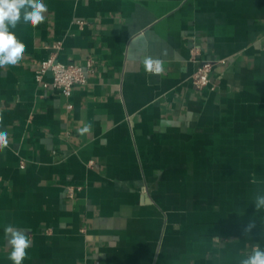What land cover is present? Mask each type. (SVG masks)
<instances>
[{
	"label": "crops",
	"instance_id": "1",
	"mask_svg": "<svg viewBox=\"0 0 264 264\" xmlns=\"http://www.w3.org/2000/svg\"><path fill=\"white\" fill-rule=\"evenodd\" d=\"M44 2L0 68V264L7 224L32 241L23 264H239L264 247V0ZM194 47L213 63L202 90ZM52 53L91 65L69 97L35 80Z\"/></svg>",
	"mask_w": 264,
	"mask_h": 264
},
{
	"label": "clouds",
	"instance_id": "2",
	"mask_svg": "<svg viewBox=\"0 0 264 264\" xmlns=\"http://www.w3.org/2000/svg\"><path fill=\"white\" fill-rule=\"evenodd\" d=\"M48 9L44 0H0V68L16 66L24 58L26 45L17 39L14 31L16 26L23 22L36 27L45 20ZM146 72L160 74L164 71L162 61L146 57L143 60ZM91 126L86 125L79 129L81 135L90 133ZM9 144L8 133L0 130V151L7 148ZM257 211L264 210V193H258L253 199ZM255 228V222L250 220L243 231L250 233ZM4 234L8 246L11 248L8 259L12 264H23L27 256V249L32 241L26 230L7 224ZM239 264H264V247L252 244L239 260Z\"/></svg>",
	"mask_w": 264,
	"mask_h": 264
},
{
	"label": "built area",
	"instance_id": "3",
	"mask_svg": "<svg viewBox=\"0 0 264 264\" xmlns=\"http://www.w3.org/2000/svg\"><path fill=\"white\" fill-rule=\"evenodd\" d=\"M54 50L60 49L55 45ZM191 61L196 63V69L192 74V83L198 89L202 90L211 86L210 73L212 62L200 59L198 49L195 47L190 50ZM90 63L87 68H82L74 64H63L56 60L55 53H52L47 59L42 61L35 72L36 82L44 89L52 88L60 91L63 96L69 97L75 87L85 86L87 76L90 71ZM50 75V80H45L46 75ZM23 167V165H21ZM88 264H102L99 261H93Z\"/></svg>",
	"mask_w": 264,
	"mask_h": 264
}]
</instances>
